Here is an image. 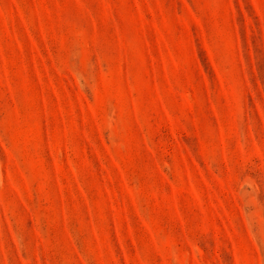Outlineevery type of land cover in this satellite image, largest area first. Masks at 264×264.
<instances>
[{
    "label": "rangeland",
    "instance_id": "rangeland-1",
    "mask_svg": "<svg viewBox=\"0 0 264 264\" xmlns=\"http://www.w3.org/2000/svg\"><path fill=\"white\" fill-rule=\"evenodd\" d=\"M0 264H264V0H0Z\"/></svg>",
    "mask_w": 264,
    "mask_h": 264
}]
</instances>
